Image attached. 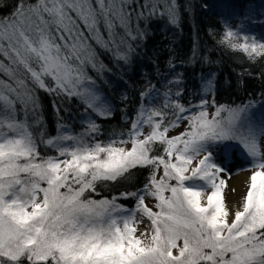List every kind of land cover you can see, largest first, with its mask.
Returning <instances> with one entry per match:
<instances>
[{"label":"snow or ice","instance_id":"1","mask_svg":"<svg viewBox=\"0 0 264 264\" xmlns=\"http://www.w3.org/2000/svg\"><path fill=\"white\" fill-rule=\"evenodd\" d=\"M232 15L245 19L236 25L225 19L218 43L252 61L264 57V37L244 34L250 14L234 8ZM157 17L177 24L176 0H21L0 18V73L7 77L0 78V264H264V114L257 116L251 103L206 99L214 73L201 77L200 100L187 106L182 90H168L161 107H152L160 94L146 89L141 97L151 100L141 103L130 129L97 139L100 125L89 110L107 118L113 109L88 75V67L104 69L89 41L128 64L133 42L146 38L141 23ZM182 82L177 73L168 84ZM36 88L77 97L85 105L83 131L60 124L55 136H46ZM183 121L185 131L169 137ZM145 126L151 131L143 136ZM157 143L162 152L152 155ZM41 145L56 154L41 155ZM237 148L254 171L229 221L226 181L218 179L225 169L214 154L227 160ZM136 168L149 170L142 188L110 200L85 198L97 183ZM145 197L156 199L158 211ZM121 198H133L135 206L118 204ZM137 213L150 219V235L135 234Z\"/></svg>","mask_w":264,"mask_h":264},{"label":"trees","instance_id":"2","mask_svg":"<svg viewBox=\"0 0 264 264\" xmlns=\"http://www.w3.org/2000/svg\"><path fill=\"white\" fill-rule=\"evenodd\" d=\"M20 2L0 0V18L11 16ZM35 2L23 0L25 4ZM176 5L179 15L177 24H170L166 17L151 19L146 26L141 23V28L146 27V38L133 42L134 51L130 54L128 64L117 60L114 50L105 49L94 40L89 41L98 66L102 64L104 69L98 74L95 69L88 67V75L96 81L101 94L113 109L107 118L94 114V120L101 130L97 139L107 140L114 129H130L141 103L148 105L151 100V97L142 98L141 92L152 86L160 94L152 101V107H161V96L168 90L173 93L182 90L180 102L186 106L189 102L198 103L201 77L209 73H214L212 78L215 88L211 101L214 99L216 105L235 107L251 103L252 111L257 116L264 114V57L252 61L244 53L218 43L223 34V21L228 19L230 23L234 18H242L232 15L234 8L237 12H246L254 7L264 14V0H176ZM160 10L163 11V7ZM101 31H104L103 28ZM248 33L255 36V32L250 30L244 34ZM85 35L88 33L85 32ZM104 36L107 39L106 32ZM170 61L176 65L174 69L169 68ZM177 73H182L183 82L169 85L168 81L176 78ZM0 78L7 79L2 73ZM35 95L39 106L37 115L42 120L40 127L46 136H55L60 124L70 125L74 132L81 129L85 105L77 97L50 94L39 88L35 89ZM17 107L19 110V105ZM28 115L31 123L32 113ZM153 148L152 155L161 154L162 146L159 143ZM40 151L41 155H55L43 145ZM148 174L147 168H136L130 175L117 181H101L96 185V192L86 193L85 198L112 199L120 193L136 191L147 182ZM116 202L126 208L135 206L133 198H121Z\"/></svg>","mask_w":264,"mask_h":264},{"label":"rangeland","instance_id":"3","mask_svg":"<svg viewBox=\"0 0 264 264\" xmlns=\"http://www.w3.org/2000/svg\"><path fill=\"white\" fill-rule=\"evenodd\" d=\"M246 12H248L250 14L251 23H245L244 28L246 30H250V31L255 32V36L257 38L264 37V16L262 15L263 11H260L254 7H251ZM242 19H245V18H243V17L240 19L234 18L233 20L230 21V23L233 25H236V24L240 23V20H242ZM211 95H212V93H209L206 96V99H208L210 102H211ZM161 97L163 98V96H161ZM162 101H163V99H162ZM214 110L215 109L212 106H210L208 108V112L210 114L212 112H214ZM88 115L92 119H94V117H93L94 114L91 112V110H89ZM222 115H226V113H222ZM82 120H84V117L82 118ZM80 123H81V125H80L81 129L75 131V133H79V132L83 131L82 122H80ZM187 126H188V122L183 121L182 123H180V125L178 127L171 129L168 132V136L171 137V136H175V135L180 134L181 132L185 131ZM150 131H151L150 126H145L143 128V136H146ZM143 136L141 138H143ZM261 139H262V143H264V137H262ZM127 147L130 148L131 144H128ZM236 151H237V155L234 157H230L227 160H223L219 155L214 154L215 162L225 169L224 172L219 174L218 179H224L226 181V187L223 191H224V196H225L227 206H228L229 211H230L229 221H231V219L233 218L232 213L234 212L235 208L240 206L242 197L246 195L247 190H248L249 179H250L252 171H254L252 164L250 163L249 158H247L242 152H240V150L238 148ZM195 163H196V161H193V165H195ZM242 172H247L249 174V178H248V181L244 182V184L240 188V190H238L237 189L238 186H236L235 184L232 183V179ZM162 175H163V170L161 168L160 172L158 173L157 178L159 179V177ZM173 183H175V181H173ZM233 190H235V191H233ZM165 195H170V193L166 192ZM145 203L149 207H151L153 209V211H158V209L155 207V205L157 203L155 198L145 197ZM128 209H131V208H128ZM136 220H137V223L135 225V227H136V233L135 234L137 236H140V234L144 233V232H147L149 235L152 233V225H151V221L149 218L143 217V216H141L140 213H137L136 214ZM178 243L182 244V241H180ZM177 251H178L177 249H174L173 254L174 255L177 254Z\"/></svg>","mask_w":264,"mask_h":264},{"label":"bare ground","instance_id":"4","mask_svg":"<svg viewBox=\"0 0 264 264\" xmlns=\"http://www.w3.org/2000/svg\"><path fill=\"white\" fill-rule=\"evenodd\" d=\"M248 178H249V174L247 172H242L232 179V183L238 186L237 189L240 190L244 182L248 181Z\"/></svg>","mask_w":264,"mask_h":264}]
</instances>
